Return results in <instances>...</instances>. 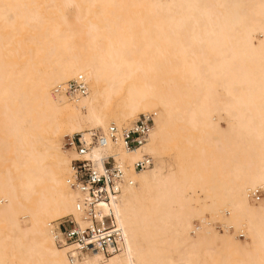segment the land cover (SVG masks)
<instances>
[{"label":"bare ground","instance_id":"1","mask_svg":"<svg viewBox=\"0 0 264 264\" xmlns=\"http://www.w3.org/2000/svg\"><path fill=\"white\" fill-rule=\"evenodd\" d=\"M96 2L104 6L78 51L45 34L37 74L0 73V264H70L52 231L62 217L78 220L79 193L67 183L77 154L62 136L122 130L141 114L153 116L142 147L93 151L114 155L133 181L113 204L125 245L78 261L264 264V197L253 196L264 195V0ZM58 5L61 24H77L80 2ZM40 15L25 0H0L10 28L0 30V67L15 33ZM78 76L85 94L58 90ZM168 147L181 159L164 175L155 155ZM143 153L153 165L136 171Z\"/></svg>","mask_w":264,"mask_h":264},{"label":"built area","instance_id":"2","mask_svg":"<svg viewBox=\"0 0 264 264\" xmlns=\"http://www.w3.org/2000/svg\"><path fill=\"white\" fill-rule=\"evenodd\" d=\"M66 95H80L87 91L82 76L69 80L58 88ZM153 124V116L141 114L127 128L118 130L115 125L107 131L92 130L88 137L81 134L66 136L64 144L73 149L76 156L71 160L67 183L79 193L76 202L78 220L68 216L53 222L52 231L59 247L68 249L72 264H77L83 253H100L104 256L121 251L125 245L124 232L114 213V202L120 195L123 184H132L127 178L125 167L114 155L103 153L94 158L93 151L107 144L121 142L127 151L142 147ZM153 165L149 154L143 153L132 163L136 171H143ZM260 190L253 196L260 198Z\"/></svg>","mask_w":264,"mask_h":264},{"label":"rangeland","instance_id":"3","mask_svg":"<svg viewBox=\"0 0 264 264\" xmlns=\"http://www.w3.org/2000/svg\"><path fill=\"white\" fill-rule=\"evenodd\" d=\"M25 1L28 3L29 7L37 6L38 12L41 14L40 24L35 26L33 24H23V26L20 27V31L18 33H15L14 43L10 45V48H12V50H10L6 55L3 56L0 73L3 72L4 74L8 75L14 74L15 76H17L18 74L23 75L27 72L37 74L36 69L42 67L43 63L41 62V57L43 56L48 46L46 45V38L43 37L45 34L48 35V38L53 37L59 43L57 44V47L62 45L60 43L61 41H66L70 42V52L78 51L80 43L82 41H85L86 39L84 31L86 29L85 25L87 19H92L94 17L95 11H100V8L104 6L100 2H96L97 6H94L89 4L90 0H78L80 2V5H78L77 8L72 12L74 19L77 21V24H73V27L68 28L65 25L61 24L62 11L60 9L61 6L58 5L60 0ZM151 1L153 2L155 0ZM89 9H92V11L90 12ZM0 30L4 32L10 30L8 26L3 24L1 19ZM256 36L258 38H261V35L256 34ZM221 124L222 126H224L225 122L221 121ZM93 130H99L103 132L101 128ZM68 135L69 134L67 133L62 136L63 138L61 137L63 139V143L66 136ZM177 153L178 148L168 147L164 148L159 155H155L156 157H160V159H162L164 163V165L162 166V172L164 173V175L170 173L172 169H177L178 162L181 159V157L178 156ZM259 196V201H261L264 197L261 191ZM256 201H258V199ZM60 220L61 219H59V221ZM195 222L196 221H194V223ZM238 238L240 240H244L243 235H239ZM81 263L82 260L77 262V264ZM70 264H72V262H70Z\"/></svg>","mask_w":264,"mask_h":264}]
</instances>
